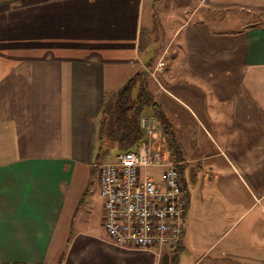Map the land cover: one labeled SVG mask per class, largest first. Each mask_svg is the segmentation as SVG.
Here are the masks:
<instances>
[{
  "label": "crops",
  "instance_id": "0c3cea01",
  "mask_svg": "<svg viewBox=\"0 0 264 264\" xmlns=\"http://www.w3.org/2000/svg\"><path fill=\"white\" fill-rule=\"evenodd\" d=\"M153 57L189 193L174 250L110 242L92 169L106 97ZM253 207L264 212V0H0V264H172L177 250L178 264H264V225L253 245L228 240ZM189 235L198 257L181 254Z\"/></svg>",
  "mask_w": 264,
  "mask_h": 264
},
{
  "label": "built area",
  "instance_id": "2783aa9c",
  "mask_svg": "<svg viewBox=\"0 0 264 264\" xmlns=\"http://www.w3.org/2000/svg\"><path fill=\"white\" fill-rule=\"evenodd\" d=\"M159 60L151 77L163 73ZM140 126L147 141L137 152H120L108 162L95 161L103 199L104 228L108 240L129 249L174 250L184 233L183 186L176 164L160 151L162 127L154 115H144ZM162 170V183L142 170Z\"/></svg>",
  "mask_w": 264,
  "mask_h": 264
},
{
  "label": "trees",
  "instance_id": "16d2710c",
  "mask_svg": "<svg viewBox=\"0 0 264 264\" xmlns=\"http://www.w3.org/2000/svg\"><path fill=\"white\" fill-rule=\"evenodd\" d=\"M160 1L154 0V4L157 5ZM155 23H158V18H155ZM154 63L155 57L147 63L150 70L154 68ZM149 111L158 119L171 159L176 164L179 181L184 190L183 218H185L189 206V193L181 176L184 163L182 146L172 120L155 100L151 90V78L146 70L136 72L119 90L106 97L97 124L95 161L108 160L114 151L137 152L147 141L146 134L140 126V119ZM177 252L172 264H178Z\"/></svg>",
  "mask_w": 264,
  "mask_h": 264
},
{
  "label": "rangeland",
  "instance_id": "374dc122",
  "mask_svg": "<svg viewBox=\"0 0 264 264\" xmlns=\"http://www.w3.org/2000/svg\"><path fill=\"white\" fill-rule=\"evenodd\" d=\"M157 24L159 26V23H157ZM145 25H147V22H145ZM153 69H151V70L149 69V71H148L150 78H151L150 72L153 71ZM147 115H151V114H147ZM159 141H161L160 142V148H161L160 151H161V153H163L164 155L169 156L171 158L170 151H169V149H167L168 146L166 144L164 135H163V139H159ZM118 153H120V152H118ZM118 153L114 151L111 154V156L108 158V160L99 161V163L108 162L110 160H113L115 158L116 154H118ZM92 169L94 171L97 170V169H94L93 167H92ZM146 173H147V175L149 177L155 179V181L157 183H162V178H161L162 170L160 168H157V167L148 168L147 172H145V170H142V174L143 175H145ZM90 189H93V188L91 187ZM96 195L97 196H96L95 201L99 202L100 198H98V193H96ZM260 213H261V209L260 208L259 209H255V207H253V209L250 211V213H247L245 215V217L242 219L241 223L238 224L235 228L232 229V231L230 232V236L228 237V240L231 239V238H234V237L237 238L239 235H242L243 238H245L244 240L248 244H252L253 245V240H254L253 238L255 237L254 234H256V233L258 234L260 232V229H259V228H261L260 226L264 225V212L261 213V214ZM190 237H191V242H192L191 244L192 245L189 244L187 246V243L183 242L182 243V247H181V254L186 253L188 255H192L193 257H198L199 253L201 251L200 249L202 248V246L201 245L196 246V242H198V241L195 240V237L193 235L190 236ZM182 238H185V237L182 236ZM186 241H187V238H186ZM223 246L224 245L222 243L220 247H223ZM185 248H187L186 252H184Z\"/></svg>",
  "mask_w": 264,
  "mask_h": 264
}]
</instances>
